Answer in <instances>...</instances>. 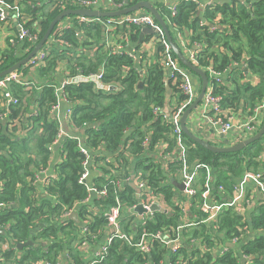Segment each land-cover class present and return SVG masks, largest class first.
Here are the masks:
<instances>
[{
  "label": "trees",
  "instance_id": "1",
  "mask_svg": "<svg viewBox=\"0 0 264 264\" xmlns=\"http://www.w3.org/2000/svg\"><path fill=\"white\" fill-rule=\"evenodd\" d=\"M62 1L49 0L39 7L36 6L37 0H31V3L23 1V13L32 16L26 26L31 29V33L33 22L41 28L38 33L39 41L50 22L60 12L80 6L71 0ZM137 1L141 0H130L131 3ZM148 1L155 5L175 45L185 55V46L178 32L185 35V30L192 31L189 35L190 48L195 42H199L202 47L196 66L206 72V67L212 63L217 70L225 73L229 70L224 77L226 83L217 84L215 87V93L222 96L224 107L241 114H245L248 109L254 112L252 109L264 99V0L215 2L214 7L211 5L205 8L203 16L199 15V3L195 0H180L175 15L171 14L169 5L162 1ZM7 2L13 3L14 0ZM217 15L222 16V27L210 30L208 25L201 26L202 19L214 23ZM99 18V21H81L79 15L68 16L66 21H71L72 25L58 31L61 23L59 22L52 32L68 45L54 42L50 45V54L43 63L25 65L15 70L27 79L29 69L35 68L40 79L30 80L35 87L30 85L28 87L31 90H26L31 91V94L23 90V87L27 86L17 82L10 85V90L20 100L18 106H12L7 117L12 129L6 130L0 122V202L4 204L0 208V242H7L9 246V249L4 251L6 261H0V264H9L12 258L19 260L16 264H30L39 260L60 264L61 252L69 243L65 240L68 233L66 228H77L72 219L67 223L62 218V213L65 208L73 207L77 200L85 199L89 194L86 184L78 181L87 156L80 150L81 146L76 137L67 136L62 141L65 157L56 164L54 172L57 177L50 178L45 183L39 180L33 182L42 169L49 167L48 146L54 142L59 131L58 121L51 113L59 97L56 91L59 83L54 76L58 60L66 58L70 76L78 73H96L103 68L104 82L118 86L116 90L108 91L97 88L93 81L65 84V93L73 111L71 124L80 129L85 128L87 148L91 151L104 148L111 156L100 150L99 154H95V158L99 160L112 157L120 165L116 173H111L109 168L114 165V161L102 166V175L96 178V184L100 188L106 186L107 194L95 198L98 209L95 210L92 204L79 206L80 215L93 216V222L89 225L92 231L98 233L97 231L104 227L107 222L104 210L116 203V196L129 205L135 202L134 190L130 185H125L124 190L116 194L117 187L112 180H120L131 173L140 172L155 194H164L167 200L174 194L169 172L160 158L161 145L168 142L169 146L164 150H170L175 142L171 137L172 123L163 111L166 104L167 75L164 65L158 60L162 48L158 47L154 59L149 60L142 53L141 46L153 35H146L145 40L138 43L142 30L140 26H133L130 31L126 30L127 27L118 26L112 33L107 30L105 24L111 18ZM126 32L129 40L137 43L135 48L140 53L139 58L141 55V64H137V57L128 50L129 42L122 38ZM108 36H114L113 40L126 45V49L113 51L114 46L107 47ZM39 41L37 40L36 44L31 40L26 41L23 47L9 46V49L0 54V71L25 57ZM48 43L47 41L40 51L45 50ZM234 62H244V66L232 67ZM252 76L259 79L257 83H252ZM169 86L173 94L171 97L177 95L178 89L171 79ZM32 96L36 100L35 112L27 123H24L20 110L21 107L29 106L27 103L30 104ZM180 99H183V96H180ZM157 106L161 110L155 113ZM17 118L19 125L16 124ZM16 130L25 132L21 137L8 133ZM146 138L149 140L148 144L144 143ZM183 138L188 146V161L199 160L210 165L214 177L213 184L216 188L219 184H224L228 193L232 190L233 178L240 180L246 170H264V136L244 149L230 153L213 152L193 141L184 132ZM176 167L181 169L178 164H170L171 170ZM205 175L206 171H201L202 178ZM217 197L223 201L225 194ZM15 204L17 206H14ZM194 213L197 218L203 219L204 214L200 210L195 208ZM123 223L127 224L125 220ZM181 223L183 222L178 212L174 211L173 215L155 212L146 227L149 231H156L163 226H177ZM220 224V231L224 233L228 229L227 233L237 234L238 225H247L253 232L261 228L264 230V203L250 217L238 214L233 208H227L221 214ZM140 229L139 226L138 230ZM207 230V225L202 224L190 229V232L203 234ZM210 236L205 235L206 240L212 244ZM216 237L220 238L218 234ZM28 240L34 241L33 245L17 248L18 243ZM220 240L225 242V235ZM190 248L184 245L178 252H174V256L180 253L188 255ZM239 249L249 256H254L251 264H264V233L254 234L253 238H248ZM238 250L235 247L229 248L226 254L217 259H213L211 253L194 255L196 251H193L191 255L196 257L190 259L189 264H241ZM16 251L22 252L18 258ZM168 252L156 241L152 252L143 254L126 241L116 238L103 261L97 264H143L146 260L158 263ZM75 261L79 263L78 256Z\"/></svg>",
  "mask_w": 264,
  "mask_h": 264
},
{
  "label": "built area",
  "instance_id": "2",
  "mask_svg": "<svg viewBox=\"0 0 264 264\" xmlns=\"http://www.w3.org/2000/svg\"><path fill=\"white\" fill-rule=\"evenodd\" d=\"M98 1L99 0H71V2H77L80 5L78 8H96ZM195 1H197L200 6V1ZM217 1L220 0H208L207 3L203 5V7L207 8L211 5L212 7H214L213 3ZM0 3L3 5V8L0 9L1 20L7 19V9H14L19 15V31L13 33L9 37V46L19 47L21 45H24L26 41L30 40L35 42L36 44V41H39L38 33H40L41 30L39 31L38 25H36V23L32 24V26L34 27L32 33L31 29L26 26V24L32 20V16L28 13H23V11L16 4L8 3L5 0H0ZM109 4L110 8L106 10L116 11L125 7V3L122 0H109ZM170 9L171 14L175 15L177 4L171 5ZM79 17L81 21H99L100 19L99 17H89L83 15H79ZM110 18L111 19L105 22V24L107 30L112 33L115 32L118 26L127 27V31L133 29V26H140L141 28L151 27L155 30L154 34H152L153 36H151L150 39L154 41L156 52L158 51V47L162 48V50L160 51V58L158 60L161 64L164 65V70L167 78L171 79L173 81V85L178 89L177 95H174L172 103H169V115L163 108V111L165 112L167 118L172 123L171 136L173 137L175 142L170 150H164L169 145L167 147H163V145L160 147V158L162 159L164 166L166 167V171H168L169 173L182 172L180 181L184 184L182 192L184 193V196L187 197L188 206H196V208H198L204 214V217L203 219H199L196 217L197 219L195 218L193 220H188V210L184 208V204L180 202V199L175 191L170 198L171 201L169 202L164 194L154 193V191L150 188L147 181L144 179V176L140 172L132 173L136 178L137 189H139V192L136 194L138 195L139 199L138 201H135L133 204L129 205L125 202H122L119 197L116 196V203L110 206L108 209L104 210V216L107 222L104 224L103 228L109 229V233L104 236V240L101 242L96 254L91 258L88 264H97L102 262L116 238L126 241L128 244L134 246L137 251L143 254H150L154 249V243L156 241H159L162 246L169 251L168 255L165 258L160 259L158 263H153L146 260L143 264H189V260L193 257H196L191 255L193 251H196L194 255H197V253H211L213 255V258L217 259L218 257L226 254L230 248L229 246H225V243H222L216 237L217 232L219 231V229H221V214L227 208H233L236 212H243L245 208L251 207V205L254 203L257 193H260L264 196V170H246L239 181L232 182V190L228 193L224 184H219L217 188L213 184L214 177L212 175V168L210 165L200 162L199 160L188 161V146L183 138L181 119L184 111L194 102V100L198 96V92L195 88V78L193 77V72H191L187 67L181 64L179 58L173 51L160 22L156 20V18L148 10L145 11V9H140L131 13ZM221 19L222 16L217 15V17H215L214 23L202 19L200 24L201 26L208 25L210 27V30H215L217 27H222V24L220 23ZM71 25V21H61L58 26V31H61L62 29L67 28ZM178 35L180 39H182V43L185 46L188 59L195 65H198L197 56L198 53L202 50L199 42H195V48L190 49L189 40L188 43L185 41L184 34L178 32ZM122 38L123 40L127 41V43L130 42L128 32H126L124 36L122 35ZM113 39L114 36L107 37V47L114 46V49H112L113 51H115L116 49H126V45L119 42L117 43ZM48 42L49 43L45 46V50H39L38 53L29 60V62L26 64L27 66L39 65L43 63L46 56L50 54V45L52 43L57 42L63 46L68 45V43L63 39L57 38L55 34L50 35ZM130 52L134 55L135 53H137H133L132 51ZM138 56L137 59L139 58ZM239 66H244V62L242 64L239 62H234L232 65V67ZM205 70L208 71L206 72L207 74H209V81L205 94L201 102L199 103V106L203 118H205L210 126V132L204 138H206L216 146H223V144H225L222 143L223 140L224 142L225 140H227V146H232L253 136L261 128L264 122V99L252 109V111L254 112H251L248 109L245 114H241L239 112H236L234 109L225 108L223 105L222 96L215 93V87L217 84L226 83L224 77H226V73L229 70L226 73L225 71L217 70L212 63L208 65ZM23 78L24 76L19 71H13L0 77V116L2 119H7L9 113L11 112L12 106H18L20 101L19 98L15 97L10 90V85L13 82H17L22 86H34L33 82H31L30 79ZM103 78V68H101L96 73H78L75 76H71L70 79L62 83L58 87V89H56L57 93H59V97L57 103L53 105L51 113L58 121L59 131L55 137L54 142L48 146L50 159L56 152H58L59 161H57L56 164L63 160V158L65 157V152H62V141L67 136L76 137L79 140V144L81 146L80 150L87 156V159L83 163V172L79 176L78 181L81 184H86L89 194L85 199L77 200L73 207L65 208L64 212L62 213V218L66 220L67 223L68 220H71V214L73 213V211L78 208L79 212L80 205H93L95 204L96 197L100 198L101 196L107 194L106 186L100 188V186L96 184V179L95 181H90L92 170L102 169V166H107L108 164H110V161H114V165L109 166V168L111 169V173H116L120 168L119 163L112 159V157L99 160L95 158V154H99L100 150H102V152L108 153L106 150H104V148H99L98 150L92 151L87 148L84 138L85 128L80 129V127H75L71 124L73 111L69 99L65 93V84L77 81H93L97 88L105 89L108 91L116 90L118 88L117 85L105 83ZM180 96H183V99H180ZM61 99L67 104L65 117L68 123L73 130H81L82 132H84L82 134V137L72 134H65L63 129L60 127V118L57 117L54 112L59 109ZM160 110L161 108L157 106L155 107L154 112L157 113ZM16 124H19L17 120ZM144 143H149L148 138L145 139ZM170 164H173L174 166L178 164L180 165L181 169L179 170L176 167V169L171 170ZM47 169L48 168L42 169L38 174V177L34 179L33 182H37V180H39L41 183H45L50 178L57 177L56 172H48ZM203 170L206 171V175L204 178H202L201 176V171ZM112 182L117 187L115 191V193L117 194L120 190V180L116 179L112 180ZM215 190L217 191V193H214ZM227 193L229 194L228 196L226 195ZM224 194V200L220 201L217 195L222 196ZM54 198L56 199L55 196ZM154 202L157 203L161 208H164L171 213L165 214L173 215L174 211L178 212L179 218L183 223L177 226L167 225L156 231H149L146 227L148 220L153 217L155 212H162L151 209ZM139 204L142 205L143 212H139L137 210ZM3 206L4 204L0 202V208ZM128 210L131 212L132 222L130 221V229L127 231L123 226H121V221L123 218L122 213ZM82 215L83 216L81 224L79 222L75 224L80 229H82V234L78 242L73 246V252L72 250H69L66 254V257L69 260V264H85V262H83V255H81L82 261L78 263L75 261L73 253L80 252L83 245H86L91 241L98 239L99 236L103 235L101 234V232L104 233L105 231L103 229L104 231H97L98 233L93 232L89 227V225L93 222V216L84 214ZM202 224L207 225L208 230L206 232H204L203 234L200 233L193 242L186 238L185 232L189 230V228L198 227ZM139 226L141 227L140 230H138ZM248 229L252 230L247 225L237 226L238 233L233 234L230 240L231 243H233V246H236V244L239 243L241 244L246 239L244 235L245 232L248 231ZM261 229H257L255 231V234L261 233ZM206 234L211 235V237L209 238H211L216 243V247H212L211 249H209V247L206 245ZM65 240L67 241V238H65ZM184 245H189L191 247L189 249V254L184 255L183 253H180L174 256V252H178L179 249ZM6 249H9L8 243L0 242V261H6L4 256V251ZM239 252L240 257L243 256V259H245V261L241 260L242 264H251V262L248 261L250 256L248 254H245L241 250H239ZM30 264L53 263L49 260H39L34 261ZM60 264L62 263L60 262Z\"/></svg>",
  "mask_w": 264,
  "mask_h": 264
},
{
  "label": "crops",
  "instance_id": "3",
  "mask_svg": "<svg viewBox=\"0 0 264 264\" xmlns=\"http://www.w3.org/2000/svg\"><path fill=\"white\" fill-rule=\"evenodd\" d=\"M5 1L7 2L8 0H5ZM23 1H25V0H14V2L11 3V4L18 5L19 8L23 11L24 10L23 9L24 8ZM27 1L29 3H31V0H27ZM37 1L38 2H36V6L39 7V6H42L44 3H46L49 0H37ZM60 1H62V0H60ZM122 1L125 3V0H122ZM158 1H162L164 4L169 5V7H170L173 4H177L180 0H158ZM198 1H200V6H199L198 13H199L200 16H203V14L205 12V7H203V5H205L208 0H198ZM222 2H225V0H220V3H222ZM216 3H219V2H216ZM1 8H3V5L0 3V9ZM96 8L101 9V10H106V9L110 8L109 0H99L98 3H97V7ZM63 21H66V19L63 20ZM18 22H19V15L17 14V11H15L14 9H7V19L6 20H1L0 19V54H3L7 49H9L8 39L13 33H16V32L19 31V23ZM33 23H36V22H33ZM38 28H39V31H40L41 30L40 26H38ZM140 32H141V30H140ZM191 32H192L191 30H190V32L185 30V35L184 36H185V41L187 43H188V40H189V43H190L189 35H191ZM136 44H137L136 42L133 43V42L130 41L129 45H128V50L137 52L138 55H139L140 54L139 51L135 48ZM21 46L23 47V45H21ZM141 47H142V51L144 53V56H146L147 59H149V60H153L155 55H156L155 54L156 53V46L154 44V41H152L150 39V37H148L146 39V41H144L142 43ZM194 48H195V45L192 48H190V49H194ZM140 59H141V55H140V58L137 59L139 64H141V60ZM67 64L68 63L66 61V58L58 60V62L56 64V70H55L54 76L57 77V79H58L57 82L59 83V85L56 86V89H58V87L62 83L66 82L68 79L71 78L70 71H69V68H68ZM27 74H28L27 79H30V80L40 79V75H38L39 74L38 70L35 69V68L29 69ZM251 80H252V83H257L259 79L256 76H252ZM195 88H196L197 92L199 93L200 88H201V80H200V78L195 79ZM26 89H31V88H29L28 86L27 87H23V90L28 91V94H31V91L26 90ZM173 98H174V96L171 97V103L173 101ZM0 103H1V98H0ZM27 106L28 107H26V108L21 107V110H20V114H21V117H22L24 123H27L29 117L32 115V113L35 112L36 100L33 98V96H32L30 104L27 103ZM0 107H1V105H0ZM66 109H67V104H66L65 101H63L61 99L59 109L54 112V114L57 115V117L60 118L59 119L60 120V127L63 129L65 134H72V135H77V136L82 137V134L84 132H82L81 130L80 131L73 130L71 128L70 124L68 123V121H67V119L65 117ZM17 121H18V118H17ZM0 122H2L4 124L6 130L12 129L9 126L7 119H2L1 116H0ZM187 125H188V127H189V129L191 131H193L195 134H197V135H199V136H201L203 138L206 137V135H208L209 132H210V126L207 123V121L205 120V118H203L199 105L189 115V117L187 119ZM18 131L19 130L8 131V133H12V134L14 133L13 135L18 137V136H20L21 134H23L25 132L24 130L23 131H19V132ZM39 132H41V131H39ZM222 143H225L223 145H227L228 142H227V140H225V142L223 140ZM228 145H230V144H228ZM167 146H168V142H164L163 143V147H167ZM108 154L111 155L110 152ZM57 161H59V153L58 152H56L51 157V159L49 160V167L47 169L48 172H54L55 165H56ZM101 175H102V169L92 170L91 175H90V181H95V179L97 177L101 176ZM181 177H182V172L169 173V179H170V181H172V184H173V185H171L172 188H173V191H175V193L179 197L180 202H182L184 204V208L188 210V220H193V219H195L197 217L196 213H194V209L196 208V206H193V208L195 207L194 209L192 207L188 206L187 197L184 196V193L182 192L183 189H181L179 187L180 183H182L180 181ZM233 179H234L235 182L239 181V178H233ZM125 185H130L133 188V190H134L133 191L134 192L133 195H134L135 201H138L139 197L136 194L139 192V189H137V183H136V178H135L134 174L131 173L128 176H125V178L120 179V190H119L120 192H122L124 190ZM168 201L170 202L171 200H168ZM263 203H264V196L262 194H260V193H257L256 194V200L251 205V207L245 208L243 210V212L239 211L237 213L238 214H242V215H244L246 217H250L251 214H253L254 211L256 212L258 210L259 206L261 204H263ZM153 204H155V202ZM92 206L94 207L95 210L98 209L96 204H93ZM196 209H198V208H196ZM74 212H76V214H77V219H76V217L74 218L72 216ZM73 213L71 214V219L75 222L74 224H77L78 222L81 224V220H82V216L83 215L79 214L78 208L75 211H73ZM122 217L123 218H122V221H121V226H123L128 231L130 229V221L132 222L131 212L129 210L126 211V212H123L122 213ZM124 220L127 223L126 225L123 223ZM193 228H197V227H193ZM190 229H192V228H189V230H187L185 232V234H186V238L193 242L194 239L200 233L194 234V233L190 232ZM101 230L104 231V233L101 232V234H103V235L99 236L98 239H95V240L91 241L90 243H88L86 245H83L79 253L74 252L73 253L74 259H76V256H78L79 257V262H81L82 261V258H81L82 256L81 255H83V258H84L83 262H89L91 260V258L96 254L99 245L104 240V236L107 233H109V229H107V228H102ZM220 230L221 229H219V231L217 232V234H219L218 236L220 237L219 240L221 239V237H223L225 235V242H223V243H225V246H229L230 248L235 247L237 250H238V247H240L243 244V242H245L248 238H253V235L255 234V232H253L252 230L248 229V231H246L245 235H244V237L246 239L244 238L245 240L241 244L239 243V244H236V246H233V243H231L230 240L232 238L231 235L234 234V233H227L228 229H227V231H225V233L221 232ZM66 231L68 232L66 237H67V240H68L69 243L65 246V248L61 252L60 261H61L62 264H69V260L67 259L66 254H67V252L69 250H71V244H73V246H74L78 242V240H79V238H80V236L82 234V229H80L78 226H77L76 229L67 227ZM261 233H264L263 229H261ZM209 239H210V241H212V244H211V242L209 243L208 241L206 243V245L209 247V249H211L212 247H216V243L211 238H209ZM220 241L222 242V240H220ZM20 243H23V242H20ZM17 248L20 249L19 247H17ZM20 254L22 255V252L16 251V257L17 258H18V256H20ZM240 258H241L242 261H245V259H243V256H241ZM253 258H254V256L251 255L250 258L248 259V261L251 262V260H253ZM213 259H215V258H213ZM242 261H241V264H242ZM18 262H19L18 259L15 261L14 258H12V261H9V264H16Z\"/></svg>",
  "mask_w": 264,
  "mask_h": 264
},
{
  "label": "water",
  "instance_id": "4",
  "mask_svg": "<svg viewBox=\"0 0 264 264\" xmlns=\"http://www.w3.org/2000/svg\"><path fill=\"white\" fill-rule=\"evenodd\" d=\"M217 2H219V1H217ZM140 9L148 10L156 18V20H158L160 22V24H161V26H162V28H163L166 36H167V39H168L169 43L171 44L173 51L175 52V54L179 58L181 64L184 65L185 67H187L191 72L197 74L201 80V88H200V91L198 93V96L196 97L194 102L184 111V113L182 115L181 126L183 129V132L186 133V135L189 138H191L193 141L199 143L200 145H202V146L206 147L207 149H209L213 152H216V153L237 152V151L244 149L247 145H249L255 141L260 140L264 136V122H263L261 128L253 136L249 137L246 140L240 141V142H238L232 146H227V145L216 146V145L212 144L210 141H208L206 138H203V137L195 134L193 131H191L189 129V127L187 125V119H188L189 115L192 113V111L195 110L196 107L201 102V100L205 94V91L207 89L209 77H208V74L204 70H202L201 68H199L198 66L193 64L188 59L187 55L183 54L178 49V47L175 45L173 39L171 38V35H170L162 17H161V15L157 11L155 5L151 1H148V0H141V1H137L136 3H131L130 0H125V7L120 9V10H116V11L101 10L98 8H87V7L68 8V9L63 10L50 22L48 29L46 30L45 34L40 39V41L37 43V45L34 47V49H32L25 57H23L21 60H19L14 65L0 71V77L25 66L29 62V60L40 50V48L46 44V42L49 40V37L52 34L54 28L58 25V23L60 21L65 20L70 15H83V16H89V17H116V16H120L123 14L131 13V12H134V11H137ZM154 31H155L154 28H151V27L142 28L137 42L142 43V41L145 39L146 35H149V34L152 35V34H154ZM132 52L134 53V51H132ZM135 55H136V57L138 56L137 53H135ZM137 64H138V62H137ZM140 85H142V82L140 83ZM166 88H167V92L165 95L166 104L164 106V110L169 115V100L171 98L172 90L169 86V79L168 78L166 79ZM179 187L181 189H183L184 184L180 183ZM14 206H17V204H15ZM151 209L171 214L168 210L161 208L157 203L153 204ZM137 210L139 212H143V207L141 204L138 205ZM72 216L74 218L76 217V219H77L76 212H74ZM33 243H34V241L28 240L26 242L19 243L18 247L20 249H22L25 246L33 245Z\"/></svg>",
  "mask_w": 264,
  "mask_h": 264
},
{
  "label": "rangeland",
  "instance_id": "5",
  "mask_svg": "<svg viewBox=\"0 0 264 264\" xmlns=\"http://www.w3.org/2000/svg\"><path fill=\"white\" fill-rule=\"evenodd\" d=\"M193 77H194L195 79L199 78V76H198L197 74H193ZM170 100H171V98H170ZM71 250H72V252H73V244H71Z\"/></svg>",
  "mask_w": 264,
  "mask_h": 264
},
{
  "label": "bare ground",
  "instance_id": "6",
  "mask_svg": "<svg viewBox=\"0 0 264 264\" xmlns=\"http://www.w3.org/2000/svg\"><path fill=\"white\" fill-rule=\"evenodd\" d=\"M125 133V132H124ZM35 183V182H34ZM237 255V254H236Z\"/></svg>",
  "mask_w": 264,
  "mask_h": 264
}]
</instances>
